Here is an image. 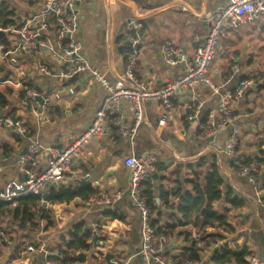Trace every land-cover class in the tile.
I'll use <instances>...</instances> for the list:
<instances>
[{
    "label": "crops",
    "instance_id": "1",
    "mask_svg": "<svg viewBox=\"0 0 264 264\" xmlns=\"http://www.w3.org/2000/svg\"><path fill=\"white\" fill-rule=\"evenodd\" d=\"M3 1L0 0V6ZM42 1L10 0L18 22L13 25L23 24L31 18ZM224 1L85 0L79 30L85 44L83 51L95 67L107 78L114 80L115 75L123 73L125 67V54L120 51L118 45L120 40L117 41V38L128 32V25L141 22L138 45L141 76L151 86L160 87L184 68L183 63L171 65L166 62L163 53L165 44L170 42L191 56L204 38L207 29L206 16L214 12ZM16 39L17 36L14 35L9 38V43L12 44ZM231 56L238 62L235 69ZM14 57L16 61L18 60L14 66L8 63V60L0 58V90H9L11 109L14 107L12 116L22 119L29 128L30 136L40 139L46 147L54 142H60L62 145L70 142L94 118L96 110L104 101L105 90L89 78L82 79L80 76L70 82H53L47 77L45 88L43 77L39 75L28 53L22 52L20 57L18 55ZM210 73L217 79L220 77L219 80L223 83L230 80L224 83L227 89L233 88L238 80L249 74L256 82L264 81V27L259 30L247 21L231 24L221 38ZM17 80L26 86L38 87L43 93L50 95L53 85L61 87L64 91L63 96L53 99L55 109L51 116L37 123L33 113L21 104L22 89L14 84ZM263 88L264 85H259L257 89ZM201 92L200 95L205 100L200 119L205 121L211 115L217 95H210L206 89H202ZM255 96L251 102L244 95L243 99L236 103L237 111L242 114L240 123L243 128L239 154L244 156L260 154L264 150V97H260L259 93ZM146 111L151 124L139 126L134 138L117 135L115 121H111L106 133L93 140L73 161L72 172L54 185L79 186L89 183L96 189L97 196L121 194L120 202L109 207L93 203L88 205L84 198H76L70 202L47 201L41 205L40 210L44 207L49 218L46 220L37 215V230L30 233V236H25L26 232L18 227L19 220H15L11 214L3 217L0 223L6 222L11 229L10 235L14 237V234L18 236L21 233L25 238L22 247L17 246L18 238L15 236V245H7L5 251H0V264H44L41 253H37L36 259L33 258L31 262L30 254L28 255L23 246L27 244L39 246L40 242H44L49 248L56 250L79 224L84 226L83 234H87L86 243L91 248L85 252L83 250L82 259L71 260L68 264H110L111 255L127 258L131 264H141V259L137 255L141 239L140 217L127 191L130 171L124 165L125 158L132 152L139 156L146 153L156 155L158 165L154 174L157 176L152 177V182L156 197L161 198L162 191H170L175 184L191 186L186 180L192 177L200 158L207 154L216 155L215 150L220 151L218 159H221L220 166L223 175L228 179V184L235 189L240 198L245 199L242 207L251 208L249 221L244 222L240 231L243 230L244 233L248 229H259L257 237L254 238L256 245L252 246L264 260V205L259 203L264 197V189L262 188L259 194L255 185L246 176L229 169L225 159L227 156L222 153L228 139V131L219 133L213 141H209L199 128L198 121L186 120L184 113L162 126L159 123L158 108L148 103ZM132 117L131 106L125 103L121 110L122 124L130 126ZM244 135L248 137L244 138ZM28 143L29 139L16 133L13 128L0 126V188L8 180L21 177L18 156L26 151ZM48 157V150L39 155L41 169L46 166ZM169 198L171 201L175 199L172 195ZM242 207L236 209L237 213ZM114 210L118 216L113 215ZM153 211L154 220H159L156 224L166 227L168 213L172 210L167 207L166 210L158 208ZM94 221L98 223L99 230L104 235L101 245L93 243V238L86 231ZM0 227L3 229L1 224ZM42 227L43 233L39 235ZM192 229L195 228L189 225L183 228V233L179 232L180 228L168 233L175 251L182 254L185 248L190 246V234L187 236L185 233ZM78 252L81 254L80 250Z\"/></svg>",
    "mask_w": 264,
    "mask_h": 264
},
{
    "label": "built area",
    "instance_id": "2",
    "mask_svg": "<svg viewBox=\"0 0 264 264\" xmlns=\"http://www.w3.org/2000/svg\"><path fill=\"white\" fill-rule=\"evenodd\" d=\"M84 4L85 0H43L34 15L23 24L0 27V33L8 40L7 44L3 38H0V58L8 60L12 66L18 61L14 55L20 57L22 52H26L33 60L36 69L46 77L54 81L66 82L79 76L82 79L89 78L106 92L104 101L96 110L91 122L80 134L64 145L54 142L46 147L40 139L30 136L29 128L22 119L10 114L11 105L0 106V126L11 127L22 137L29 139L26 151L18 156L21 177L8 180L0 188V202L15 204L22 197L31 194L41 195L45 189L65 179L67 174L72 172L73 161L93 140L106 133L111 121H115L117 135L134 138L139 126L151 124L146 111L148 103L159 109V123L162 126L184 113L186 120L198 121L199 128L209 141H213L220 131H228V139L222 153L228 158L239 153L243 128L240 123L242 114L237 111L236 103L243 99L248 89L258 88L259 85H264V81L256 82L249 74L238 80L233 88L227 89L224 83L230 80L223 83L219 80L220 77L217 79L210 73V67L221 38L231 24L247 21L259 30L264 27V0H225L214 12L206 16L207 29L204 38L191 56L177 49L172 43H166L163 48L166 62L171 65L183 63L184 68L160 87L151 86L141 76V67L138 65L141 22L128 25V32L124 39L119 41L118 45L128 46L123 73L116 74L114 80H111L92 64L83 51L85 44L79 34ZM14 35L17 39L10 44L9 38ZM231 59L233 69L237 68V59L234 56H231ZM14 84L22 89L21 104L33 113L37 123L51 116L55 109L53 99L60 97L58 92L52 98V95L43 93L40 88L26 86L20 80ZM202 89H206L210 95H217L211 115L205 121L200 119L205 100L200 95ZM39 96L43 101H40ZM125 103L131 106L133 114L130 126L121 122V110ZM45 150H48L49 157L46 166L41 169L39 155ZM215 151L218 163L221 164V159H218L220 151ZM124 165L130 171L127 191L140 217L141 239L137 255L141 259V264H202L220 245L227 244L235 250L244 246L243 230L236 231V235L239 236L233 237L232 234L229 237L227 234L226 237L214 242L210 241V244L206 245V241L211 240V236L204 237L202 232L192 229L190 246L197 247L202 258L199 262L191 259L183 261L179 257L180 253L173 248V242L167 233L168 229L154 224L153 206L159 210H166L165 199L156 197L155 194L152 206H149L143 196L142 185L152 179L157 170L158 158L152 153L139 156L132 152L125 158ZM238 173L246 176L255 185L259 194L260 190L264 189L262 178L264 164L258 160L243 164ZM120 197L119 193L102 197L93 195L86 199L85 203L113 207ZM46 202L43 196L36 211L38 212L41 205ZM259 203L264 205V197ZM86 231L93 238V243L100 245L103 243L101 240L104 235L96 221L92 222ZM42 233L43 227L38 234L42 235ZM14 243L15 239L8 237L0 227V244L13 246ZM26 250L30 258L41 253L44 264H64L59 259H51L52 255H60L61 259H64V254H60L57 249L49 248L47 243L40 242L39 246L30 244ZM70 254L74 256L73 253ZM245 261V264H264V260L256 254L245 256ZM109 262L131 264L129 259L117 255H111Z\"/></svg>",
    "mask_w": 264,
    "mask_h": 264
},
{
    "label": "trees",
    "instance_id": "3",
    "mask_svg": "<svg viewBox=\"0 0 264 264\" xmlns=\"http://www.w3.org/2000/svg\"><path fill=\"white\" fill-rule=\"evenodd\" d=\"M13 24H18L15 17V10L10 0H4L0 6V27H8ZM124 37L125 34L118 36L117 41L124 39ZM0 38L4 39L2 33H0ZM4 41L8 44L6 38ZM120 51L126 55L128 46L126 44L120 46ZM6 104L11 105L9 90H0V106ZM13 108L10 111L11 115L13 114ZM15 136L18 137L17 135ZM225 159L229 169L231 168V171L236 173L243 164H249L254 160H258L264 164V150L256 155L244 156L238 153L234 157H227ZM195 169L192 177L186 180V183H189L191 186L183 187L182 184H175L170 191H162L161 195L165 199L166 206L172 210L168 213L167 226L164 228L168 229L167 233H171V230L175 228H180L179 232L183 233V228L191 225L196 230L202 232L204 237L215 236L216 240L214 239V241H217L220 238L226 237L225 228L228 225H232L228 217L230 209L242 207L245 204V199L240 198L235 189L228 184V179L223 175L216 155L209 156L207 154L202 156ZM262 178L264 186V175ZM142 189L144 198L147 200L149 206H152L155 195L152 179L143 183ZM96 193V189L89 183H84L79 186H51L45 189L41 195L31 194L22 197L15 204L0 202V219L3 217L6 218L11 214L15 220H19L18 227L23 232H26L25 236H30V233L37 230V215L46 220L49 218L46 210L41 209L39 210L40 212L36 211L40 206L43 196L48 202H70L76 198L89 199L91 196L97 195ZM170 195L174 196L175 199L171 201L169 198ZM153 209H157V207L153 206ZM112 213L114 216H118L116 211ZM158 221V219H155L154 224L156 225ZM83 229L84 226L82 224L77 225L71 231V235L65 238L61 247L57 249L60 254H64V259H61L60 255H52L51 258H55V260L59 259L64 264H68L71 260L82 259L84 256L82 255L83 250L85 252L90 248L86 243L87 234H83ZM257 231H259L258 228L244 231L242 233L245 238L244 246L238 250L230 248L227 244L220 245L215 249L212 256L207 258L202 264H245V256L250 254L258 255L256 249L252 246V244L256 245L254 238L257 237ZM252 232L254 233L252 234ZM8 233H11V230ZM185 234L187 236L190 234V239L192 238L189 231ZM16 237H18L19 242H17V246L22 247L24 245L22 241L25 237L21 233ZM209 244L210 239L206 241V245ZM27 245L23 246L24 250ZM79 250L81 254L78 252ZM70 253H73L74 256ZM179 257L183 261L191 259L195 262H199L202 258L199 250L194 246L185 248Z\"/></svg>",
    "mask_w": 264,
    "mask_h": 264
},
{
    "label": "rangeland",
    "instance_id": "4",
    "mask_svg": "<svg viewBox=\"0 0 264 264\" xmlns=\"http://www.w3.org/2000/svg\"><path fill=\"white\" fill-rule=\"evenodd\" d=\"M39 75H41V77H43V80H44V82H45V88H47V80H48V78L44 75V74H42V73H40L39 72ZM53 82H54V80H52ZM56 92H58L61 96H63V90L61 89V87H59V88H57V85H53V90H52V93H51V95H52V98L54 97V95H55V93ZM257 93H259V96L260 97H264V88L263 89H261V90H258L257 88H253V87H251L250 89H248L246 92H245V96L247 97V98H249L250 99V101L252 102V101H254V99H255V95L257 94ZM251 131V130H250ZM252 133H254L253 131H251ZM245 137H248L247 135H244V138ZM261 144H263V141L261 142ZM249 209H251L249 206H244V207H242L241 209H240V212L239 213H237V211H236V209L235 210H231L230 212H229V214H228V217H229V220L231 221V223L233 224V225H228L226 228H225V230H226V232H225V234L227 235V236H229L230 237V235H232L233 234V237H235V236H239V235H236V231H239L240 230V228L244 225V222L245 221H249V215H250V210ZM6 222H3V221H1V225H2V227H3V229H4V231H5V233H6V235L8 236V237H11V238H14L15 239V242H16V238H18V237H16L15 238V236H17V235H15L14 234V237L12 236V234L10 235V233H8V231H10L11 229L8 227V225L7 224H5ZM215 231H217V230H215ZM238 233V232H237ZM216 237L215 236H213V237H211V240L210 241H213L214 242V239H215ZM216 240V239H215ZM14 245H15V243H14ZM5 247H7V245H0V250L3 252V251H5L6 249H5ZM5 249V250H4ZM36 256V255H35ZM35 256H33L32 255V258H30V261L32 262V260H33V258L35 257ZM36 259V258H35Z\"/></svg>",
    "mask_w": 264,
    "mask_h": 264
},
{
    "label": "water",
    "instance_id": "5",
    "mask_svg": "<svg viewBox=\"0 0 264 264\" xmlns=\"http://www.w3.org/2000/svg\"><path fill=\"white\" fill-rule=\"evenodd\" d=\"M39 99H40V101H43V99H42V97H41V96H39ZM15 132L17 133V131H15ZM223 132H224V130H223V131H220L219 133H223ZM156 176H157V175H156V174H154V176H153V177H154V178H156ZM56 184H57V183H54V185H56ZM120 200H121V199H118V200H117V202H116V204H117V203H119V202H120Z\"/></svg>",
    "mask_w": 264,
    "mask_h": 264
}]
</instances>
